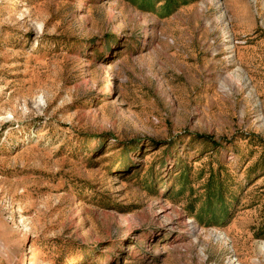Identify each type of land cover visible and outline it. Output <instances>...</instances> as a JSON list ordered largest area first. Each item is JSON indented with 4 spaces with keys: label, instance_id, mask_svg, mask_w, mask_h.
<instances>
[{
    "label": "rangeland",
    "instance_id": "374dc122",
    "mask_svg": "<svg viewBox=\"0 0 264 264\" xmlns=\"http://www.w3.org/2000/svg\"><path fill=\"white\" fill-rule=\"evenodd\" d=\"M0 264H264V0H0Z\"/></svg>",
    "mask_w": 264,
    "mask_h": 264
},
{
    "label": "bare ground",
    "instance_id": "6f19581e",
    "mask_svg": "<svg viewBox=\"0 0 264 264\" xmlns=\"http://www.w3.org/2000/svg\"><path fill=\"white\" fill-rule=\"evenodd\" d=\"M112 89V84L110 82V80L107 81V84L104 87V92H108ZM33 258V256L30 254L29 260H31Z\"/></svg>",
    "mask_w": 264,
    "mask_h": 264
}]
</instances>
